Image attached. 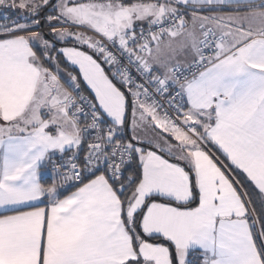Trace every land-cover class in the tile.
<instances>
[{
    "label": "snow or ice",
    "instance_id": "obj_1",
    "mask_svg": "<svg viewBox=\"0 0 264 264\" xmlns=\"http://www.w3.org/2000/svg\"><path fill=\"white\" fill-rule=\"evenodd\" d=\"M135 2L0 0V264H73L49 242L71 222L59 213L81 206L83 247L100 242L90 203L125 200H136L132 224L107 242L117 264H264V135L248 138L231 101L241 85L227 80L241 60L264 63V39L228 61L180 57L144 13L130 20ZM129 24L139 60L113 41ZM197 109L208 161L171 155L159 135L173 112Z\"/></svg>",
    "mask_w": 264,
    "mask_h": 264
},
{
    "label": "crops",
    "instance_id": "obj_2",
    "mask_svg": "<svg viewBox=\"0 0 264 264\" xmlns=\"http://www.w3.org/2000/svg\"><path fill=\"white\" fill-rule=\"evenodd\" d=\"M133 9L139 12L133 13L130 20L136 21L139 13H144L141 18L148 24L166 18L170 13L185 10L184 24L174 31L161 34L156 37H163L161 43L171 44L176 49V55L190 58L193 54L200 52L201 29L203 27L214 31L219 38L215 52L222 60L228 61L233 54L238 55V48L251 43L252 39H264V37L252 36L245 39L244 30L257 32L264 28V0H136L132 5ZM200 10L211 12L218 21H208L198 16ZM199 11V12H197ZM204 12V11H203ZM221 13L225 18L221 17ZM129 31L125 34L121 30L114 37L123 40L133 33L131 24L128 25ZM237 41L241 43L236 44ZM95 42V35H93ZM233 45H236L233 47ZM141 55L147 56L143 49L134 47L132 56L139 60ZM143 62V61H141ZM166 70V68L164 69ZM155 75V74H154ZM227 80L232 83H239L231 94V101L236 105L238 119L242 122L248 138L254 142L264 135V63L253 58L251 60H241L239 70H232L228 73ZM209 107L204 108V113H211V100L207 101ZM0 106L5 112L8 111L6 101L0 97ZM139 111V109H138ZM197 109L191 113V118L187 115L181 117L187 130L167 126V130H162L159 135L172 137L168 143L173 146L171 155L195 153L198 158L208 161L204 149L208 153L216 155L211 147L208 146V137L200 126L203 120L197 115ZM178 135L180 139H175ZM163 143V140L161 141ZM73 148L75 145L72 146ZM219 159V157H217ZM189 158V162H190ZM56 187L59 180L56 178ZM52 185L48 186L51 187ZM41 193H47V187H41ZM135 195L134 192H132ZM132 199L130 196L129 200ZM136 205L133 200L132 205L127 201L120 204L112 203L103 207L96 202L90 203L88 212L92 217L91 228L100 242L92 243L87 246H80L79 241L85 236L87 229L81 225L75 217L79 204L73 205L69 211L59 213V215L70 218L71 222L61 227L53 225L50 228V240H55L61 251L70 254L73 264H117V257L107 248V242L111 240L117 232L124 227V222L132 215ZM115 228V231H113ZM47 245L45 253L47 254Z\"/></svg>",
    "mask_w": 264,
    "mask_h": 264
},
{
    "label": "built area",
    "instance_id": "obj_3",
    "mask_svg": "<svg viewBox=\"0 0 264 264\" xmlns=\"http://www.w3.org/2000/svg\"><path fill=\"white\" fill-rule=\"evenodd\" d=\"M186 13L187 11L185 10H178V11L170 13V15H168L166 18H163L161 20L148 24V25H154L152 35L159 36L161 34L174 31L177 28L181 27L185 22ZM134 35L135 33H131L127 37H125V39H123L124 41L123 44H121V40H118L116 37H113V41H115V44L120 45V47L124 48V50L127 53H129L132 58H133L132 49L135 46L130 47L128 44V41H131ZM97 39H101V37H97L95 35V41ZM103 39H106V38H103ZM147 39L148 37L143 38L142 42H146ZM218 39L219 38L215 35V33L212 30L208 28H203L201 30L200 52H203L204 50H208L207 54L209 55L216 54L215 47H216V43ZM169 125L173 128L187 130L186 126L182 122L181 116H176L175 112L172 113V123ZM57 179L59 180L60 178L57 177ZM133 218H134L133 215H130L128 217L127 223L129 226H131Z\"/></svg>",
    "mask_w": 264,
    "mask_h": 264
},
{
    "label": "rangeland",
    "instance_id": "obj_4",
    "mask_svg": "<svg viewBox=\"0 0 264 264\" xmlns=\"http://www.w3.org/2000/svg\"><path fill=\"white\" fill-rule=\"evenodd\" d=\"M197 12H199V11H197ZM198 16H200V17H202L203 19H206V20H208V21H218L214 16H213V14L211 13V12H206V11H201L200 10V13H198ZM221 17H223L224 19H227V18H225L224 17V15L221 13ZM203 28H205V27H203ZM202 28V29H203ZM201 29V30H202ZM214 32V31H213ZM56 185V184H55Z\"/></svg>",
    "mask_w": 264,
    "mask_h": 264
},
{
    "label": "trees",
    "instance_id": "obj_5",
    "mask_svg": "<svg viewBox=\"0 0 264 264\" xmlns=\"http://www.w3.org/2000/svg\"><path fill=\"white\" fill-rule=\"evenodd\" d=\"M201 11H206V10H201ZM50 185H51V184H50ZM50 185H49V186H50ZM128 192H129V193H132V192H133V186H129V188H128ZM129 198H130V196L127 197V199H129ZM126 201H127V200H125L124 202H126Z\"/></svg>",
    "mask_w": 264,
    "mask_h": 264
}]
</instances>
